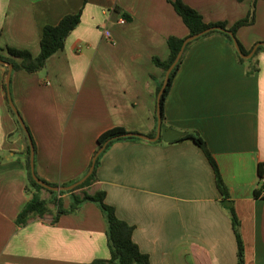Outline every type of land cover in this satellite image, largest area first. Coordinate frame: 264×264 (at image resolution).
I'll list each match as a JSON object with an SVG mask.
<instances>
[{
    "label": "crops",
    "instance_id": "crops-1",
    "mask_svg": "<svg viewBox=\"0 0 264 264\" xmlns=\"http://www.w3.org/2000/svg\"><path fill=\"white\" fill-rule=\"evenodd\" d=\"M182 1L205 21L231 25L253 0ZM254 4V22L236 31L250 51L264 41V0ZM77 11L79 23L44 67L11 70L9 96L29 135L9 105L8 67L0 64V264H90L108 257L105 220L93 202L56 220L50 204L49 213L16 223L32 196L25 189L26 147L33 142L36 175L62 184L87 171L105 130L156 133L155 89L163 71L152 57H167L170 35H187L169 0H0V47L36 56L42 27ZM254 53L258 69L247 74L223 35L193 42L166 95L163 122L206 142L240 222L244 264H264V199L253 195L257 163L264 162V50ZM158 140L113 142L87 191H105L116 215L133 225L132 238L149 264H236L229 207L204 153L191 139ZM60 197L67 207L68 195Z\"/></svg>",
    "mask_w": 264,
    "mask_h": 264
},
{
    "label": "trees",
    "instance_id": "trees-1",
    "mask_svg": "<svg viewBox=\"0 0 264 264\" xmlns=\"http://www.w3.org/2000/svg\"><path fill=\"white\" fill-rule=\"evenodd\" d=\"M254 1L255 0L252 1L251 8L243 18L238 19L231 25H227V23L224 21H216V22L205 21L202 15L197 10L187 5L182 0H169L175 12L181 17L183 24L187 29V35L197 33L203 29L210 28L213 26H219L222 29H217V28L210 29L208 32L202 34L200 37L188 42L185 45L179 60L173 66V68L169 73L167 84L165 86L164 92L161 94L160 97L159 111L161 115L162 125H165L163 124V122H164V101L166 95L170 89L173 78L175 77V74L181 64L185 52L193 42L213 33L221 34L227 39L229 44L232 46L237 61L244 63L246 65L247 74H251L258 69L256 61H253L254 55L250 58L242 57L235 49L232 40V36L236 38L239 48L243 54L249 53L250 50L245 49L237 39L236 31L239 27L249 25L254 22V6H255ZM122 15L127 20V16L125 14ZM80 16H81L80 11L74 13H67L64 16H62L61 19L56 24H45L40 32L39 52L36 56H32V54L26 49H19L6 45L4 47H0V50L3 52L0 53V59L11 63L12 69H23L29 72H34L41 69L42 67L45 66V62L47 58L63 47L66 36L79 23ZM228 30L231 31V35L227 32ZM186 36L179 37L175 35H170L167 38V48H168L167 57L165 59H161L156 56L152 57V63L155 66L162 69L163 75L165 70L174 60L181 46V43ZM260 49L264 50V47L261 45L257 46L255 53ZM162 81H163V77L156 83V89H155L156 93L160 89ZM5 90L7 92V100L9 102L10 96L8 89L6 87V83H5ZM125 132L127 131L124 128L115 126L105 130L97 137L96 140L97 146L95 148L94 153L103 143L106 142V144L104 149L97 156L92 172L85 178V180L82 183L68 190H60V191L50 190L48 188L43 187L41 184L37 183L33 179L30 171V146L28 145L26 147V155L24 162L26 169L25 189L30 191L32 196L30 200L27 202V204L18 213L16 218V223L24 224L31 217L43 216L44 214L49 213L51 211L50 204L54 206L55 210L53 213V220H56L59 215L64 213L74 212L84 202L90 201L96 204L103 214L106 224L105 236L109 251V255L107 258L94 259L90 264H149L148 254L142 252L139 249L137 243H135L132 238V233L134 228L133 225L129 224L128 222L119 218L116 215L114 206L108 204L105 201V191L103 189H97L94 192L89 193L86 189L94 181L97 180L96 169L99 164L100 157L102 153L113 142L119 140H127V139L140 140V138L137 136L121 137L120 134ZM154 135L155 132L149 133V136H154ZM183 139H191L202 150L213 170L215 185L217 187V190L219 191L223 200H229L230 199L229 189L226 186V184L223 182L218 165L214 157L212 156L210 150L208 149L204 139L198 134V132L193 130H186L184 136L174 141L183 140ZM31 143L33 145L32 141ZM257 175L260 184L258 187L254 188L253 195L255 198L264 199V189H263V183L261 181V179L264 177V162L257 163ZM81 177L64 182L62 184L50 183L41 178L40 179L48 185H69L75 182L76 180L80 179ZM78 189H81V191H77ZM42 190L47 191L50 196L48 198L41 197ZM62 194L68 195L69 203L67 207H64L62 204V199L60 197ZM228 211L231 219L233 234L235 236V241H236V264H244L245 262L244 244L240 233V222L232 204H230Z\"/></svg>",
    "mask_w": 264,
    "mask_h": 264
},
{
    "label": "water",
    "instance_id": "water-1",
    "mask_svg": "<svg viewBox=\"0 0 264 264\" xmlns=\"http://www.w3.org/2000/svg\"><path fill=\"white\" fill-rule=\"evenodd\" d=\"M213 28H217V29H222L221 27L219 26H213V27H210V28H206V29H203L197 33H194V34H190V35H187L182 43H181V46L174 58V60L171 62V64L168 66V68L165 70L164 72V75H163V81H162V84L160 86V89L158 90L157 94H156V119H157V126H156V133L154 136H149L147 134H144V133H140V132H134V131H127L125 133H122L120 134L121 137H124V136H137L139 138H142V139H146V140H149V141H155V140H158V139H162L164 141H174V140H177L179 139L180 137L184 136L186 131H183V130H178V129H175L173 127H168L167 125H162L161 124V115H160V111H159V102H160V97H161V94L164 92V89H165V86L167 84V81H168V76H169V73L171 71V69L173 68V66L177 63V61L179 60L183 50H184V47L185 45L200 37L202 34L208 32L210 29H213ZM230 35H231V31H227ZM232 40H233V44H234V47L235 49L238 51V53L244 57V58H250L253 54V52L255 51L256 47L261 45L264 47V42L262 41H259L257 43H255V45L253 46V48L251 49V51L247 54H243L239 48V45L237 43V40L235 37L232 36ZM0 63L1 64H4L8 67V70H7V75H6V79H5V83H6V87L8 89V86H9V78H10V73H11V70H12V64L5 61V60H2L0 59ZM9 104L11 106V108L13 109V111L15 112V114L17 115L18 117V120L21 124V126L23 127V129L25 130L26 134H28V131L24 125V122L23 120L21 119V117L18 115L11 99L9 98ZM105 143H103L97 150L96 152L94 153L93 157H92V160H91V164L89 166V169L88 171L78 180H76L75 182L69 184V185H48L46 184L45 182H43L34 172V164H33V145L30 141L29 143V146H30V171H31V175L33 177V179L41 184L43 187L45 188H48L50 190H54V191H60V190H68V189H72L74 187H76L78 184L82 183L85 178L92 172L93 170V167H94V163H95V160L97 158V156L100 154V152L104 149L105 147ZM223 205L228 208L230 206V200H223L222 201Z\"/></svg>",
    "mask_w": 264,
    "mask_h": 264
},
{
    "label": "built area",
    "instance_id": "built-area-1",
    "mask_svg": "<svg viewBox=\"0 0 264 264\" xmlns=\"http://www.w3.org/2000/svg\"><path fill=\"white\" fill-rule=\"evenodd\" d=\"M118 21L120 23H124L126 21V19L124 18V16L122 15V13L119 14V17H118ZM262 183H263V189H264V177L261 179Z\"/></svg>",
    "mask_w": 264,
    "mask_h": 264
},
{
    "label": "rangeland",
    "instance_id": "rangeland-1",
    "mask_svg": "<svg viewBox=\"0 0 264 264\" xmlns=\"http://www.w3.org/2000/svg\"><path fill=\"white\" fill-rule=\"evenodd\" d=\"M86 189H89V186H88ZM77 191H81V189H78ZM44 193H48V192H47V191H45Z\"/></svg>",
    "mask_w": 264,
    "mask_h": 264
}]
</instances>
